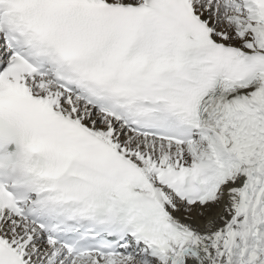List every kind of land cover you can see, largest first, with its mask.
I'll return each mask as SVG.
<instances>
[{
  "label": "snow or ice",
  "instance_id": "6c2138e0",
  "mask_svg": "<svg viewBox=\"0 0 264 264\" xmlns=\"http://www.w3.org/2000/svg\"><path fill=\"white\" fill-rule=\"evenodd\" d=\"M0 264H264V0H0Z\"/></svg>",
  "mask_w": 264,
  "mask_h": 264
}]
</instances>
